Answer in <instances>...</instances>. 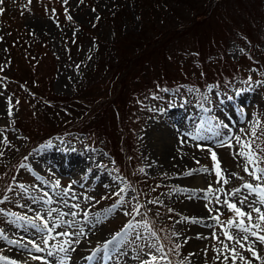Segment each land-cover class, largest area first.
<instances>
[{
	"label": "rangeland",
	"instance_id": "rangeland-1",
	"mask_svg": "<svg viewBox=\"0 0 264 264\" xmlns=\"http://www.w3.org/2000/svg\"><path fill=\"white\" fill-rule=\"evenodd\" d=\"M135 1L138 5L143 2L83 0L81 3V0H68L65 4L64 0H31V3L29 0H3L0 4V8L4 9L0 14V37L3 38L0 39V193L9 197L0 207L18 215L35 217L37 209L43 214L48 207L57 206L55 200L53 205L33 204L31 197L41 195L43 191L55 194L36 176L52 182L58 179L62 188L71 187L72 192L81 197L78 201H70L80 204V215L76 218L78 226L84 227L85 232L88 230L74 244L80 248L78 257L90 255L119 232L130 219L125 213L138 201L144 206L141 211H146L143 219L154 227L159 244L165 247L168 260L160 261V264H168L169 261L171 264H222V259H216L215 251L221 245L213 235H219L221 240L224 237L211 216L217 215L215 209H219L220 219L226 223L234 218V213L228 211L222 202L217 204L214 197H209L211 203L203 199L207 193H202L201 189H206L209 183L214 188L220 187L215 184L212 171L193 176H184V173L201 166L214 171V162L207 151V148H212L217 153L222 172L229 178V184L223 186L225 192L217 193L221 195V201L231 199L236 202L248 196L252 206L261 207L264 211V206L256 202L254 194L244 192L243 183L257 181L243 172V158L237 155L239 146L231 139L240 137L253 141L257 154L264 152V0H245L248 2L247 9L256 8V15L261 13L260 18L252 19L256 29L250 24L251 35L245 34L247 28L242 22L243 11L235 0H230L228 16L235 24L225 18L224 28L229 31L226 36L221 35L213 19V28L209 29H214L215 33L206 32V40L202 37L197 40L193 34L185 33L167 48L168 54L162 60L157 56L158 51L151 52L150 62L154 60L152 68L144 64L133 70L138 75H131L129 92L133 93L141 86L143 88L137 92L138 95H131V103L122 119L112 108H103L99 104L107 103L111 96V73L119 64V50L114 48V44L112 46L113 39L117 38L114 32L119 23L122 34L133 35L141 29V18L144 21L149 19L148 5L139 9ZM166 1L161 0L157 10L149 13L150 18L154 16L153 22L161 31L176 30L195 15L190 9L182 10L174 2ZM201 1L208 3L212 0ZM116 15L119 17L116 18ZM68 16L72 19L69 20ZM109 16L115 19L117 27L108 21ZM219 36L223 38V45L218 40ZM247 36H250L249 39ZM208 42L214 46L212 54L208 50ZM217 45H220L226 58L215 49ZM34 54L38 56L35 58L39 63L36 66L38 70L34 68ZM49 63H52L53 70L52 77L45 80L46 85L53 94L68 97L70 104L60 99L51 102L40 88L33 89L37 92L41 90L37 95L28 89V84L25 86L26 82H21L30 79L31 71H45L43 65ZM230 77L231 81L226 85ZM161 78L159 83L154 82ZM179 82L188 83L182 87V92L173 88ZM43 93L47 91L43 90ZM75 97L82 103L73 99ZM188 106L195 116L198 110V117L187 114ZM8 109H12L10 115ZM95 109L97 111L94 112ZM213 115L218 117L217 123L213 122ZM202 121L209 122L206 128L219 125L223 140L205 131L202 133L204 140L193 141L191 137ZM64 126L68 128L65 135L59 130ZM253 128L258 133L255 138L250 135ZM178 131L189 135L179 137ZM161 134H169L172 139L171 151L168 150L165 156L158 149L163 144ZM4 137H7L9 145L2 143ZM221 143H233V147H221ZM197 144L206 147L201 150L196 147ZM46 145H51L48 147L51 154L61 150L53 164H44L42 159L46 158L37 157ZM69 149L75 153L72 159L67 155ZM179 158L182 162H175ZM64 160L72 162L73 170L58 171ZM21 165L26 167L21 168ZM260 166L264 167V155H261ZM141 168L144 172L139 171ZM232 173L237 175L232 176ZM20 184L28 192H23ZM126 185H131V188L124 194L123 206L107 213V218H104L106 210L118 200L116 193ZM9 187L12 191H7ZM235 187L241 188L239 197H228L227 192ZM175 188L184 191L175 193ZM60 190L57 189V192ZM189 194L196 198L188 199ZM150 200L160 203L152 204ZM205 203L213 209L211 215L204 209ZM58 206L64 207L63 204ZM238 206L245 212L251 211L249 204ZM168 209L174 211L169 212ZM85 211L89 220L99 215L101 222L95 224L83 219ZM253 216L255 218L256 214L253 213ZM184 217H194L199 222H179ZM9 219L0 214V230L10 239L22 245L41 240L42 233L23 222L10 224ZM173 232L177 235L172 236ZM67 239L57 237L50 240V244ZM156 242L144 233L143 240L133 241L119 256V248L110 251V259H105L101 250L94 264H141L142 261H150L152 255L159 257L160 254L150 251L146 245ZM175 244L180 245L179 249L169 251ZM231 247L240 251L234 243ZM255 248L258 253L264 254V245L255 244ZM243 254L250 257L249 253ZM0 255L16 260L17 264H42L40 260L32 261L30 256L46 257V253H30L4 240H0ZM68 256L71 258V255ZM47 259L49 264L54 261ZM251 259L253 264H264ZM237 264L242 262L237 261Z\"/></svg>",
	"mask_w": 264,
	"mask_h": 264
},
{
	"label": "snow or ice",
	"instance_id": "snow-or-ice-1",
	"mask_svg": "<svg viewBox=\"0 0 264 264\" xmlns=\"http://www.w3.org/2000/svg\"><path fill=\"white\" fill-rule=\"evenodd\" d=\"M68 0H64V3L67 4ZM83 0H81V3ZM3 3V0H0V4ZM31 3V0H29ZM55 11L54 9L52 10ZM4 9L0 8V14H3ZM69 20L72 19L71 16L67 17ZM0 39H3L0 37ZM12 109H8V114L10 115ZM208 121H202L200 128L196 129L191 139L193 141L204 140L205 136L202 135L203 132H207L211 134L214 138H218L223 140V135L219 131V125L208 126ZM250 135L255 138L258 133L255 128L251 131ZM234 140L235 144L239 146V151L237 155L242 157L243 164V172L247 173L249 177L253 181H257V183H243V189L247 190L248 193L254 194L257 198V203L261 206H264V167L260 166L261 155H264L262 152L260 155L257 154V148L253 141H245L240 137L231 138ZM2 143L5 145H9V141L7 137H4ZM51 145H46L45 147H50ZM221 147H228L231 149L233 147V143H221ZM197 148H201L203 150L204 147L197 144ZM207 151L210 154L211 160L214 162V171L209 167L201 166L200 168L193 169L192 171H188L184 173V176H193L197 173L207 174L210 171L213 172L215 176V184L220 185V187L214 188L213 184L209 183L206 189H201V192H206L207 195H204L203 199L211 203L209 197H214L215 202L217 204L223 203L224 207L234 213V218H230L225 222L221 221L219 209H215L218 213L217 215L211 216V218L216 222V224L221 228L222 235L224 240L228 243H225L224 240L220 239L219 235H213V238L216 239L221 247L217 248L215 251L217 253L216 259L221 260L222 264H237V261L242 262V264H253L251 258L255 260L264 262V254L258 253L255 248V244L264 245V211H262L261 207L252 206L251 201H249L248 196H245L243 200H237L233 202L231 199H223L221 201V195H217V193L223 194L225 192L224 185L229 184V178L227 174L222 172L220 161L218 160L217 153L212 148H207ZM195 158V157H194ZM199 164V160L196 161ZM26 167L25 165H21V168ZM140 172H144V169L141 168ZM232 176H236V173H232ZM37 180H41L43 185H48L51 188L52 193L55 195H51L48 191H43L41 195L32 196L31 200L33 204L41 203L44 205H53L54 200L57 206L48 207L43 214H41V210L37 209V214L35 217L27 216V215H18L15 212H8L4 208L0 207V214H3L9 217V223L13 225H19L21 222L31 226L36 232L42 233L41 240L39 242L36 241H28L26 244H21L20 242L10 239L8 235L5 234L3 230H0V240L7 241L9 245H16L17 247H21L25 251L36 252V253H46V257L31 255L30 259L32 261L40 260L42 264H49V260L47 258H52L56 264H69L70 257L68 253L73 250L72 245L74 243L79 242V237L83 236L85 233L84 227L78 226L77 216L80 215V204L78 202H70V201H78L81 197L76 196L71 187H61V181L55 180L54 182L50 180H45L41 176H36ZM19 188L23 192H28V189L20 184ZM131 185H126L125 188H121L118 193H116L118 200L116 203L112 205L111 208L106 210L104 218H107V213H111L117 207H122L125 200L124 194L127 189H130ZM57 189H61L57 192ZM7 191H12V188L9 187ZM175 193H181L184 191L182 188H175L173 190ZM241 193L240 187H235L231 191L227 192L228 197H239ZM192 194H189L188 199H195ZM9 197L0 193V205H3ZM90 199V198H84ZM149 203L158 204L160 203L158 200H150ZM208 203L203 205L206 212L211 215L213 212L212 208L208 207ZM63 204V208H60L58 205ZM239 204H249L251 207L250 212L243 211L238 205ZM144 206L137 203L130 208L128 213H125L130 217L128 222L123 226V228L116 232L111 236L109 240L103 242V244L94 250L88 257L89 260L94 259L98 254L103 250L104 258L110 259V251L119 248L120 252L117 253L119 256L123 253V249L127 247L130 243L135 240H143L144 233H147L150 238H154L157 242L151 245H146L150 251H154L159 253V257L157 255H152L150 261H142L141 264H160V261H167L168 257L165 255V247L162 244H159V236L154 227L150 224L149 221L144 220L143 217L146 214V211L142 212L141 209ZM169 212L174 211L173 209H168ZM253 213L256 214L254 218ZM66 217H71L72 219H66ZM136 217H140L139 220ZM49 218L51 219V223L49 222ZM83 219L89 220L88 213L85 211L83 214ZM202 219V218H201ZM39 221V223H37ZM191 221L193 223H198L199 220L194 217H184L183 221L179 222H188ZM101 222V218L99 215L92 217L89 220V223L99 224ZM67 228L69 231H57V229ZM55 233V235H53ZM175 232L172 233V236H176ZM57 237H68L69 239L63 240L57 244H50V240H56ZM253 241L249 243V241ZM236 244L239 246L240 251H237L236 248L231 247L232 244ZM31 246L30 248L28 246ZM180 245L175 244L172 249H169L171 252H176L179 249ZM249 253L250 257L245 256L243 253ZM59 253H63L62 256H58ZM139 259V256L136 257ZM0 264H17V261L9 258L6 255H0ZM27 264V262H25ZM168 264H171L169 261ZM183 264V262H182Z\"/></svg>",
	"mask_w": 264,
	"mask_h": 264
},
{
	"label": "trees",
	"instance_id": "trees-1",
	"mask_svg": "<svg viewBox=\"0 0 264 264\" xmlns=\"http://www.w3.org/2000/svg\"><path fill=\"white\" fill-rule=\"evenodd\" d=\"M150 1V2H149ZM161 0H143L142 4H139L135 1V5L138 6V8L144 9L145 5H148V12L150 14H153L159 5V2ZM164 3L167 2L166 0H162ZM171 2H174L175 5H179L178 7L181 6V9L183 8L184 10H192L195 12V15L192 17H189V19L186 20V22L176 30H171V29H164L160 30L157 29L154 20V16L150 18V15L148 13L147 21L142 20L143 24L141 26L140 31L136 32V34L129 35V34H122L121 30V24L119 23V27L115 24V19L113 20L110 18L108 21L111 23L115 24L117 27V30L114 32V34L117 36V38L113 39L112 46L114 44V48L119 50V64L115 67V69L112 70L111 76H112V91H111V96L109 97L107 103H100L103 108H112L113 111H116L118 116H121V118L124 115V112L128 109L130 103H131V95L134 94L136 95L139 90H141L143 87L137 88L136 91L133 93L129 92L130 88L129 82H131V75L134 74V76H137L138 73L133 72L135 69L138 67H141L144 64H148L149 68H152V62L151 61V52L153 51H158L157 56L164 58L166 54H168L167 48L173 46V43L176 41V38L181 37V35L185 33H190L198 40V38L202 37L203 39L206 40L208 38V34L206 32L211 31L212 34H214V29H209L213 28V19L216 20L217 25H218V30L221 32V35L226 36L229 31L228 29L226 30L224 27L226 26V20L225 18H229L231 24H235L231 20V18L228 16V11L227 8H231L230 0H212L211 2L205 3L202 2L201 0H170ZM237 3L238 7L243 11L244 17L242 19V22L244 24V27L247 28L245 30L246 35H251L252 34V29L250 27V24L252 27L254 26V29H256V24L253 23V18H260V15H256V8L252 9H247L246 5L248 2L245 0H235ZM165 5V4H164ZM248 7V6H247ZM258 10L259 9V4L257 5ZM182 9V10H183ZM179 11V10H178ZM180 12V11H179ZM221 15V16H220ZM116 18L119 17V15L115 16ZM84 29V28H83ZM206 30V31H205ZM151 31V32H150ZM250 36H247V39ZM222 42L223 45V38L219 36V39ZM208 42V50L212 54V50L214 49V46ZM174 48V47H173ZM215 49H217L220 54H222L223 58L225 57L223 55L222 49L220 45L215 46ZM206 50V49H205ZM36 58V57H35ZM226 58V57H225ZM35 60V59H34ZM148 62V63H145ZM34 68L35 70H38L39 68L36 67L38 66V62L33 61ZM117 64V63H116ZM45 67V71L42 69L41 71H34L30 72V79H24L21 82H26L25 86L28 84V89L31 90L32 93L37 95L41 93L45 97H47L51 102H56L59 99L64 100L65 102H68L70 99L67 97H59L55 94H53L50 91L49 85H46V78L52 77V70L53 66L52 63L45 64L43 65ZM36 76H34V75ZM40 74V75H39ZM162 80L155 79L154 82L159 83ZM170 81V79H168ZM172 81V80H171ZM49 82V81H48ZM161 84V83H160ZM159 84V85H160ZM31 87V88H30ZM35 88H40L41 90L37 92V90L33 91ZM43 90L47 91V93H43ZM41 95V96H43ZM138 95V94H137ZM108 96V94L106 95ZM113 97V98H112ZM78 101L77 97L73 98ZM63 101V102H64ZM89 102L91 101L90 99L88 100ZM93 102V101H92ZM91 102V103H92ZM69 103V102H68ZM79 103H82L81 101ZM70 104V103H69ZM97 111L96 109L94 112ZM123 119V118H122ZM122 128V127H121ZM61 132H66L68 128L66 126L62 127ZM81 131V129L79 130ZM47 134H51L47 132ZM45 134V136L47 135Z\"/></svg>",
	"mask_w": 264,
	"mask_h": 264
},
{
	"label": "bare ground",
	"instance_id": "bare-ground-1",
	"mask_svg": "<svg viewBox=\"0 0 264 264\" xmlns=\"http://www.w3.org/2000/svg\"><path fill=\"white\" fill-rule=\"evenodd\" d=\"M38 28L40 29L41 27L38 26ZM39 55H40V54H39ZM33 58H34V56H33ZM34 59H35V58H34ZM188 108H191V107L188 106L187 109L185 108L186 111L189 110ZM180 111H183V110H180ZM185 113H186V112H185ZM190 113H191V114H190ZM187 114H188V115H194V113H193L192 111H190V110L187 111ZM197 114H199L198 110H196V116L194 115V118H195V117H198ZM172 117L175 118V115H172ZM225 117H227V116H225ZM169 118H170V117H169ZM170 119H172V118H170ZM212 120H213L214 123H217V122L219 121L218 117L215 116V115L212 116ZM227 121H228V120H226L225 123H227ZM167 132H168V131H167ZM176 133H178L177 135H178L179 137H180L181 135H182V136H185V137H188L187 135H189V134H187V132H184V131H181V132L178 131V132H176ZM169 134H170V133H169ZM169 134H168V136H163L162 134L160 135V141H161V143H163V144L160 145V146L158 147V149H159V150H162L164 156H165V154H166V152H167L168 150L171 151V149H170V143H171L172 139H170L171 137H170ZM173 139H174V138H173ZM170 140H171V141H170ZM182 140H184V139H182ZM69 150H70V151H69ZM69 150L67 151V155H68V157H69L70 159H72V156H73L75 153H74V151H73L72 149H69ZM60 154H61V150H58V151L55 150V154H51V152L48 150V147H44V148L41 150L40 155L37 156V157H39V159H42L41 157H45L46 159H42L43 161H45L44 164L49 163V162H51V164H53L55 161H57L58 156H60ZM68 157H67V159H68ZM54 158H56V159H54ZM173 158H174V157H173ZM173 158H172V159H173ZM48 159H49V160H48ZM65 159H66V158H65ZM175 162H182V160H180V158H179V159H175ZM67 168H70L71 170H73V168H72V162H71V161L64 160V163H62V164H60V166H58V171H60V172H64V171L67 170ZM244 192L248 194V192H247L246 190H244ZM87 231H88V230H87ZM87 231H86V232H87ZM86 232H85V234H86ZM87 237H88V236H87ZM86 239H87V238H86ZM74 244H77V243H74ZM74 244L72 245L73 250H72L71 252L68 253V255H71V259H72V261H71V259H70L69 264H80V261L83 263V261L85 260V259L83 258V256H81V257H78V256H77V252L80 250V248L75 247ZM78 245H79V244H78ZM11 254H12L13 256H15L13 252H11ZM16 255H19V253H16ZM73 256H74V257H73ZM17 258H18V257H16V259H17ZM50 259L52 260V258H50ZM95 259H96V257H95L94 259L90 260L92 264H94ZM82 263H81V264H82ZM51 264H54V261H52Z\"/></svg>",
	"mask_w": 264,
	"mask_h": 264
}]
</instances>
